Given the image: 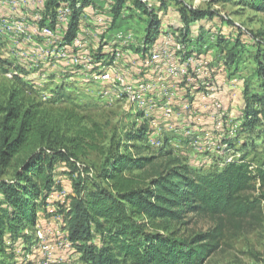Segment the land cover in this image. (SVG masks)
<instances>
[{
  "label": "trees",
  "instance_id": "1",
  "mask_svg": "<svg viewBox=\"0 0 264 264\" xmlns=\"http://www.w3.org/2000/svg\"><path fill=\"white\" fill-rule=\"evenodd\" d=\"M165 1L160 0V5L166 6ZM130 2L145 17L142 43L147 48L159 34L160 21L142 0H111V28L124 10L131 8ZM168 2L175 7L183 27L167 32L184 47L185 56L198 58L203 48H212L218 56L217 71L222 68L228 72L229 81L240 79V64L249 57L244 43L238 38H220L218 33L202 34L203 28L202 35L191 34L190 24L213 19L214 14L180 0ZM243 2H250L253 9H264V0ZM89 6L95 7L93 0H45L36 11L42 17L40 24L49 23L54 28L57 11L67 7L69 23L62 40L70 45L78 36L79 21ZM128 17L134 18L135 14L129 13ZM138 51L144 52L140 48ZM115 55V46L102 39L90 58L94 68L100 69ZM253 60L258 87H244L242 116L232 119L239 124L237 135L234 140L224 141L226 158L216 164L220 169L197 170L185 157L183 161L175 155L179 145L192 150L190 137L165 136L159 146L148 145L150 129L144 122H137L128 131L123 153L118 148L106 151L99 176L103 187L95 186L91 191L76 188L77 195L66 214L68 240L83 264H204L219 251L228 230L239 229L258 212L260 201L252 199L251 193L256 186L264 190V161L258 167L246 161L247 145L243 140L258 136L264 129L263 46L257 47ZM64 66L65 78L76 74ZM228 121L225 116L226 129ZM75 122L71 114H55L46 103L34 100L19 82L12 83L0 97V264H16L12 261L14 255L8 254L12 252L10 242L21 230L35 227L37 201L43 202V197L54 189L55 164L64 159L73 162L80 154L82 131ZM96 133L100 135V131ZM196 217L209 220L213 228L200 233L189 231ZM96 239L98 245L92 243Z\"/></svg>",
  "mask_w": 264,
  "mask_h": 264
},
{
  "label": "rangeland",
  "instance_id": "2",
  "mask_svg": "<svg viewBox=\"0 0 264 264\" xmlns=\"http://www.w3.org/2000/svg\"><path fill=\"white\" fill-rule=\"evenodd\" d=\"M180 1L191 8L209 11L215 16L213 19L206 18L198 23L190 24L191 34H201L200 29L205 28L202 34L206 35L209 32L208 34L215 35L218 33L220 38L231 41L238 38L249 51L250 58L247 56V60L240 64L243 76L238 79L237 83L224 89L222 85H217V82L212 84L215 88L217 102L221 105L220 111L226 112L225 108H227L229 113H233L234 119H240L245 85L252 90L258 87L257 67L253 59L257 53V47H264V9H253L250 2L246 3L243 0ZM142 2L154 11L160 21L159 32L162 33L163 30L175 32L183 27L179 14L168 0L165 1L166 6H161L160 0H142ZM44 3L45 0H0V97L12 87L14 82L25 85L27 94L36 101L46 103L53 113L58 115L68 113L75 118L76 128L82 131L83 148L75 161L64 159L55 164L52 171L54 189L43 197V202L41 199L37 201L38 214L35 227L21 230L18 238L10 242L12 252L8 254L14 255L12 261L16 264H83L76 248L72 247L69 241L66 242L68 238L65 229L66 214L72 200L77 195L76 188L91 191L95 186L103 187L99 176L106 151L109 149L116 151L118 148V152L123 153L126 147L124 145H127L128 131L137 122H144L147 125L148 123L139 120L140 114L129 110L125 101L112 104L100 102L97 95H93L95 89H92V84H85L79 80V76L65 78L67 69L64 63L59 58H53L54 62L50 63L44 53L40 52L39 46H47V40L40 35V30L49 26V23L40 24L42 17L36 10L41 9ZM129 6L131 8L126 11L135 14L136 23L144 24L145 18L138 19L141 14L132 8L131 2ZM126 11L124 10V15H127ZM110 13L109 10L104 13L100 11L98 18L91 16L93 20L95 19L93 28L97 29L96 35H102L104 30L106 32L113 30L111 27L106 29L108 23H104L107 22L106 16ZM15 25H22L24 33L18 32ZM6 28L9 30L8 35L5 32ZM91 36L88 35V37ZM60 37H57L58 40L47 47L59 48L61 43L63 45L64 41L62 36ZM86 41L91 53L94 50L92 46L96 43L89 42V39ZM210 41L212 44L216 42L215 38ZM209 50L211 52L207 53L213 52L212 48ZM212 55V58H210L211 55L209 57L212 63V67H209L211 77L215 76L213 70L217 71L218 62V56L214 53ZM66 65L73 69L71 64ZM223 80L229 81L226 71L223 74ZM198 88L195 92L191 91V87L187 89V102L192 109V114L187 123L180 122L179 125L184 129L183 132L195 127V130H192L193 133H201L206 128L204 122L208 119L213 121L211 115L214 113L210 102L196 100L205 90L204 86ZM220 97L225 98L222 100ZM194 100L196 104L193 107L192 101ZM178 123L174 121V124ZM97 130L100 131V135L96 133ZM262 131L248 141L243 140L247 145L246 161L255 167L260 166L264 161V129ZM88 133L89 136H87ZM84 143L87 144L86 147ZM175 151H177L176 156L183 161L185 157V161L197 170L205 168L218 170L220 168L216 164L219 165L224 159L217 155L216 158L214 155L206 156V152L200 154L198 148L195 151L193 148L186 151L181 145L176 147ZM230 155L227 157L231 158ZM262 191L264 193V190ZM262 191H259L256 186L251 193L252 199L260 201L258 212L246 219L239 229L228 230L219 251L204 264H264V196L261 195ZM211 228L213 224L209 220L196 217L192 220L188 230L200 233ZM92 243L98 245V240Z\"/></svg>",
  "mask_w": 264,
  "mask_h": 264
},
{
  "label": "built area",
  "instance_id": "3",
  "mask_svg": "<svg viewBox=\"0 0 264 264\" xmlns=\"http://www.w3.org/2000/svg\"><path fill=\"white\" fill-rule=\"evenodd\" d=\"M69 16L70 10L67 7L60 8L57 11L54 28L45 26L40 30V35L47 40V46L55 43V40H58L57 37L61 38L64 28L69 23ZM15 26L18 32L24 33L22 25ZM5 32L8 35V28ZM47 46H39L40 52L44 53L47 60L53 63V58H59L62 63L71 64L72 70H77L76 76H79V80L96 86L93 95H97L100 102L112 104L125 101L129 110L140 114L138 119L147 121L150 129L146 136V141L150 146H159L165 136L190 137L193 149L198 148L201 152L206 151L214 157L217 155L224 158L226 156L224 155V141L236 138L239 124L229 120V128H225L223 118L227 117V114L225 111H220L221 105L217 102L215 88L209 81L211 70L207 63L186 57L184 47L175 42L171 34L163 32L159 43L149 49L147 57L143 60L145 66L160 69L156 81L139 83L135 86L127 82L126 74L120 72L118 58L112 64L101 67L99 70L94 68L90 50L78 36L70 45L63 42L59 48ZM171 80H185L188 83L200 81L198 86H204V93L200 97L210 102L214 113L211 115L213 127L210 130L201 131L200 137L190 130L183 132L184 130L180 129V122L184 124L190 120L192 109L188 104H180L176 106L180 111L174 110L178 102H175L177 100L175 86L168 85ZM157 86L159 87L158 92ZM215 111H217L216 114ZM174 121L179 123L174 124ZM68 241L67 238L66 242Z\"/></svg>",
  "mask_w": 264,
  "mask_h": 264
},
{
  "label": "crops",
  "instance_id": "4",
  "mask_svg": "<svg viewBox=\"0 0 264 264\" xmlns=\"http://www.w3.org/2000/svg\"><path fill=\"white\" fill-rule=\"evenodd\" d=\"M94 1V5L93 6H89L88 8L84 9L83 14L81 16V19L79 21V29H78V37L80 38V40L86 44V46L89 49V45L87 44V39H89V42L92 43H96L95 46H92L93 49L95 50L97 44L99 43L100 40L104 39L109 45L111 46H115V52L116 55L114 57V59L108 64H112V62L118 58V67L120 68V72H123V74H126L127 77V82L132 84V85H137L139 83H144V82H150L153 83L156 81L157 76L160 74V69L152 66V67H147L144 65L143 60L147 57L148 53H149V49L159 43L160 41V35H162L163 32L167 33L169 32V30H163L162 33L159 32V34L157 35L154 43L150 46H148L147 48H144V44L142 43V38H144V33H145V23H140L137 22L136 23V19L135 18H129L128 14L129 11L127 12V15H124V12L121 14L120 18L116 21L113 30L111 32H106V30H104V33L102 35H96L97 33V29L93 28L94 26V20L91 16H96L101 13H104L105 11L109 10L110 11V3L111 0H93ZM127 16V19H125V17ZM138 16V19H144V16ZM106 21L104 23H108V26L106 29L111 27L112 24V15L111 13L109 14V16H106ZM99 24V23H96ZM101 24V23H100ZM99 24V25H100ZM205 30V28H203ZM203 30V31H204ZM168 31V32H167ZM170 33V32H169ZM88 35H92L91 37H88ZM175 35V34H174ZM177 35V34H176ZM175 35V36H176ZM140 48V50H143L144 52L142 53L141 51L137 52V49ZM203 53H201L199 55L198 58H196L195 56H190L195 60H203L207 63L208 67H212V63L210 58L213 57L212 53H207L208 51L211 52L209 49L206 50V48L202 49ZM211 55V57H210ZM210 57V58H209ZM208 58V59H207ZM106 65V66H108ZM105 67V66H103ZM97 69V68H96ZM101 69V68H100ZM221 69V70H220ZM99 70V69H97ZM220 71H216L215 69L213 70V73L215 74V76L210 78V82L214 83L217 82V85H222L223 89L226 87H229L232 84L237 83L238 79H233L231 81H224L223 80V74L224 71L222 68H219ZM74 72H77V70H74ZM77 77L76 74L74 75V78ZM71 80V79H69ZM78 80V79H77ZM68 81V80H66ZM235 81V83H233ZM182 84H179V83ZM200 81L196 82V81H192L191 83L186 82L185 80L179 81H169L168 85L169 86H175V90H176V96H177V100L175 102L177 105H175L174 110L175 111H180L179 108H177L176 106L180 105V104H188L187 100V89L191 87V91L195 92L196 90H198L199 86L198 83ZM228 84V85H227ZM92 89L96 90V86L92 85L91 86ZM157 92L159 91V87L157 86ZM155 94H156V90H155ZM197 95V93H195ZM225 97H220V99L224 100ZM229 98V97H228ZM199 102H204L200 96H198V98L196 99ZM193 106H195V100L192 101ZM200 105V103H199ZM226 109L227 117L229 118V120L232 121L233 118V113H229L228 109ZM139 118V117H138ZM204 125H206V128L202 131H206V130H210L212 129V120L208 119L204 122ZM181 130H184L183 127H180ZM192 130H195V127H192V129H190L191 132H194ZM196 135L198 137H200V133H196ZM206 169V168H205ZM208 169V168H207Z\"/></svg>",
  "mask_w": 264,
  "mask_h": 264
}]
</instances>
